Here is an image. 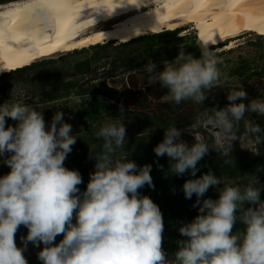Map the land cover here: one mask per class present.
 I'll return each mask as SVG.
<instances>
[{"label":"clouds","instance_id":"9594fccd","mask_svg":"<svg viewBox=\"0 0 264 264\" xmlns=\"http://www.w3.org/2000/svg\"><path fill=\"white\" fill-rule=\"evenodd\" d=\"M160 63L163 66L158 69L148 59L143 71L150 83L167 90L166 101L202 105L212 88L227 86L220 61L207 42L199 57L181 50L172 60ZM23 95L21 91L0 103V161L10 169L0 176V264H28L23 253L29 244L39 248L41 264H264V185L258 177L248 175L238 183L211 171L196 176L198 162L210 147L232 166V141L238 140L241 122L255 145L260 143L264 127L248 116H264V96L245 103L242 86L228 87L229 103L201 112L196 125L217 132L211 146L203 136L194 137L189 145L180 139L184 130L174 124L164 128L163 139L153 151L169 158V173L191 175L182 184V192L186 199L195 195L197 209L191 221L180 223L183 239L176 241L177 248L169 255L162 248L161 210L139 191L145 185L154 187L151 165L138 166L127 159L128 152L117 155L127 142L123 106L118 116L105 114L106 119L96 126L95 136L102 143L89 145L94 170L81 190L80 172L64 165L79 135L73 134L60 110L46 124L43 107L24 102ZM71 100L75 105L82 103L79 96ZM6 118L15 125L6 126ZM210 187L218 193L215 199L205 198ZM21 225L27 234L21 237L22 247H17L14 237ZM57 236H62L58 242Z\"/></svg>","mask_w":264,"mask_h":264},{"label":"trees","instance_id":"16d2710c","mask_svg":"<svg viewBox=\"0 0 264 264\" xmlns=\"http://www.w3.org/2000/svg\"><path fill=\"white\" fill-rule=\"evenodd\" d=\"M176 31H178V29L163 32L160 31L150 35H142L130 42L120 44L121 52L126 51L125 49L128 47L130 48V51L127 53L128 58L125 64L122 62L123 57L122 55L120 56V54L118 59L111 62L112 73L116 74L117 68L121 65H123L122 67L125 70L138 69V67H142L148 59L156 62L157 66L160 65V67H162L163 65L160 61L163 59L172 60V57L176 56L178 53L177 50H175L177 47L175 44L184 39V36L171 38V35L176 33ZM109 44H111V42L93 46L96 50L95 53L88 58L78 61L75 65V71L77 73L88 74L92 69H94L93 63L98 62V60L104 57V51L109 47ZM202 46L203 44L198 41L196 45H189L186 50L192 51L196 47L201 48ZM207 47L216 48L218 46L207 45ZM168 48L173 49V52L169 53ZM164 49L166 53L162 54ZM77 51L78 50H75L74 52L78 53ZM198 54L199 53H197V55ZM50 61L51 60H44L37 63L34 62L28 66L5 72L0 75V83L2 82L1 78L3 77H7L8 79L13 78L15 75L19 77L22 73H28L38 66ZM249 70L250 66L248 62L242 60V62L233 69V72L238 75H243ZM263 71L264 68L256 71L255 73L261 74ZM87 83L78 82V80H64V78H61L48 83L44 87L41 94L44 101H53L60 98L70 97L72 93L70 91H73L76 88V92H74V94L82 98V103L80 105H76L79 108L75 112V115L79 119L83 120V123L87 126V132H89V135L86 139H83V137L76 139V143L72 146L71 153L68 154L66 160L64 161L65 167L69 169H76L80 172L83 183H81L78 187L81 190H84L86 187L89 180V174L94 170L95 161L89 157V145H100L102 143L101 140L96 138V131H94V127L97 130L96 126L98 123L106 119V115L116 117L120 114V106L106 100L107 97H112L113 92H111V89L105 83H100L99 85ZM164 91V93H167L166 89ZM183 102L184 101L180 104H175L166 101L165 103L168 105L170 113L172 115H176L174 111L177 110ZM227 103L229 102L207 96L203 105L204 110L209 111L212 107L222 108ZM141 104H144V102H141ZM125 113L126 110L124 114ZM248 118H254V120L259 124H264V116L249 114ZM134 120L138 123V126L135 128L128 127L126 119L123 121L127 136V142L124 146L125 150H123V152L124 154L128 152L127 159L134 161L138 166H143L145 164L151 165L150 175L152 177L154 187L145 185L139 191L142 195L149 196L160 208L164 223L162 248L166 253L171 255V253H173L177 248L176 241L183 239L178 231L180 223L182 221H191V219L197 214V209L193 207L196 200L195 195H193L191 199H186L182 192V184L186 179H190L192 177L188 172L182 176L169 173V158L166 155L158 157L153 151L154 146L163 139L164 128L166 129L170 123L176 121L171 115H167L166 119L163 120L161 117L153 118L143 113L135 117ZM188 124H190V121L187 122V125ZM239 127L240 128L238 129L237 134H240L245 130L243 122L240 123ZM144 129L149 130L148 133L140 134L139 132ZM262 140L264 141V138H262L261 141ZM192 143H194V140ZM258 147L261 148L259 144ZM119 152L120 151L118 150L117 154ZM231 156L233 164L229 167L224 163L220 153L210 147L208 153L198 162V171L196 176H200L211 171L221 178L236 177L233 181L239 183L243 182L246 176L252 175L258 177L260 185H264V158L262 157L261 152L257 155H253L252 152H243L238 148H231ZM9 171V167L0 161V176L8 173ZM217 195L218 193L216 189L214 187H210L205 193V198L215 199ZM261 198L264 199V189L261 191ZM236 227L239 228L241 225L237 224ZM26 234L27 228L21 225L14 238L16 241L21 242V237L26 236ZM61 238L62 236H57L56 241L58 242ZM27 261L28 264H41L37 256H32Z\"/></svg>","mask_w":264,"mask_h":264},{"label":"bare ground","instance_id":"6f19581e","mask_svg":"<svg viewBox=\"0 0 264 264\" xmlns=\"http://www.w3.org/2000/svg\"><path fill=\"white\" fill-rule=\"evenodd\" d=\"M42 3L43 8L33 9ZM9 0L0 3V75L33 61L178 26L228 49L239 34L264 32V0ZM193 24V25H191ZM181 29V28H180ZM177 30V29H176ZM179 30V29H178ZM207 44V45H211Z\"/></svg>","mask_w":264,"mask_h":264},{"label":"rangeland","instance_id":"374dc122","mask_svg":"<svg viewBox=\"0 0 264 264\" xmlns=\"http://www.w3.org/2000/svg\"><path fill=\"white\" fill-rule=\"evenodd\" d=\"M1 3H5V2H1ZM177 28L178 29L181 28V29L179 32L171 35L172 36L171 38H178L184 36V39H182V41L175 44L177 46L175 50H177V52L183 50L185 53H190L194 57H199L201 55V48L196 47L192 51L186 49L191 44L196 45L198 41H200L201 44L204 45V43L207 42L205 38L200 35H197L196 29L189 30L186 33L182 34L181 30L184 28H188V26L182 25V26H178ZM167 30L168 29L164 28V30L162 31H167ZM152 33H156V32L150 31L147 34H142V35H150ZM225 42H222V44ZM122 43L123 42L120 41L111 42V44H109V47L104 51V57L98 60V62L93 63L94 69H92L88 74L77 73L75 71V65L78 61L88 58L93 53H95L96 50L92 45L79 49H74L69 52L66 51V52L56 53L44 57L42 59L33 61L37 63L44 60H51L50 62L42 64L28 73H22L21 76L19 77L15 75L13 78H9V79L7 77L1 78L2 82L0 83V92H1L0 103L15 98L17 94L22 91L24 95L21 98L24 100V102L36 108L43 107L40 110L42 111L43 118L46 124L51 120L55 111L60 110L65 114L64 121L72 125L73 134L76 133L77 135H79L77 136V139H79L80 137L86 139L87 136L89 135V132H87V126L85 125V123H83L82 119L76 117L75 112L77 111L76 109L77 106L74 103H72L71 100L73 96H76L74 94V92H76V88L73 91H70L72 92L70 97L60 98L53 101H44L43 98L41 97V94L44 90V87L48 83L54 82L61 78H64V80H72V81L78 80V82H86V83L88 82L87 84L99 85L100 83L106 84L107 78L111 76H124L127 73L132 72V71L127 72L128 70L123 69L122 67L123 65H121L119 68H117L116 74L112 73L111 62L113 60L118 59L119 54L120 56L122 55L123 57L122 62L124 64L127 61L128 58L127 53L130 51V48L128 47L125 49L126 51L121 52L120 44ZM207 44H211V43L207 42ZM222 44L218 45V47L216 48H208V49L212 53H214L216 58L220 61L218 67L222 74V79H224L227 82V86L230 89L233 87L242 86L247 93V98L244 99L245 103H247L249 99H253L258 96H264V71L261 74L255 73L256 71L264 68V32L261 31L260 29L251 28L237 36L234 46L226 49L223 47ZM93 45L95 46L97 44H93ZM75 50H78L77 51L78 53H75L74 52ZM168 52L169 53L173 52V49L168 48ZM165 53L166 52L164 49L162 51V54ZM197 53L199 54L197 55ZM174 57H172V59ZM242 60L248 62L250 66V70L243 75H238L233 72V69L237 67L242 62ZM159 68L162 67L158 65V69ZM138 69L137 71H135L137 73L136 77L141 79V81L145 83L146 73L143 71V65L142 67H138ZM147 81H148L147 84L151 86V88L153 87V92H147L148 100L143 105L139 103V100L142 98L138 92H128L124 90H122V92H119L118 90L122 86L109 87L114 92L112 97L111 98L107 97L106 100L112 103H116L118 106L122 105L123 108H125L126 113L124 114V116L125 119L127 120L128 127L130 128L137 127L138 123L134 120V118L143 113H145L149 117H153V118L161 117V119L167 115H171L172 117H174L179 121L195 120L193 125L186 128L184 127L185 124H174L176 128L184 130L182 131L180 139L190 144L194 140V137L200 135L205 137L206 141L209 143L210 146L214 144L216 138L214 133L210 130L206 131L207 132L206 133L200 130L199 127L196 125V120L198 115L201 112L205 111L203 104L196 105L190 100L184 101L183 104L177 110L174 111L176 115H172L169 112L168 105L165 103L166 102L165 96L167 95V93L162 92L165 89L162 88L159 84L150 83L149 76L147 78ZM227 86L214 87L210 90L207 96H209L210 98H218L227 101L226 98V93L228 91ZM65 104H67L69 107ZM7 125H15V121L6 118V126ZM260 126L264 127V124L262 123L260 124ZM94 131H96L95 127H94ZM148 131L149 130L144 129L139 133L146 134L148 133ZM236 135L238 137V140L232 141V148L234 149L238 148L243 152H252L253 155H257L255 153L260 149V151L258 152H261L262 157L264 158L263 156L264 143L260 146L261 148H258V146L255 145L254 143V139L249 134L246 133V130L242 131V133L240 134L236 133ZM209 136H211L212 138L211 140H209ZM122 154H124V152L120 151L117 155L119 156ZM235 178L236 177L233 178L224 177L222 179L233 181ZM15 243L17 247H22L21 242L15 240ZM41 247H43V245H41ZM38 251L39 248L29 244L27 250L23 253V255L25 256V259L28 260L32 256H37Z\"/></svg>","mask_w":264,"mask_h":264},{"label":"flooded vegetation","instance_id":"af4514ba","mask_svg":"<svg viewBox=\"0 0 264 264\" xmlns=\"http://www.w3.org/2000/svg\"><path fill=\"white\" fill-rule=\"evenodd\" d=\"M6 1H9V0H0V3L1 2H6ZM180 31V29L178 30V31H176V33L177 32H179ZM223 45V44H222ZM139 70V69H138ZM129 71H137V69H134V70H128L127 72H129ZM146 75V82L145 83H143L142 81H141V79H139V78H137L136 77V80H135V82H133V85H135V87H133V88H130L128 85H127V83L125 82V80L123 79L122 80V82L120 83L121 85L120 86H122L121 88H119V92H122V90H124V91H128V92H138L140 95H141V98L142 99H140L139 100V103L141 104V102H144V103H146V101L148 100V94H147V92H153V87L151 88V86H149L147 83H148V81H147V78H148V75L147 74H145ZM123 78L125 77V75L124 76H122ZM138 80V81H137ZM111 92H114L112 89H111ZM162 92H165V91H162ZM150 95H151V93H150ZM143 105V104H142ZM125 109V108H124ZM169 112H170V109H169ZM174 118V117H173ZM163 120H165L166 119V116L165 117H163L162 118ZM175 119V118H174ZM176 121L175 122H173V123H170L169 124V126L170 125H172V124H185V128L186 127H190L191 125H193L194 124V121H190V120H187V121H179V120H177V119H175ZM188 121H190V124H188L187 125V122ZM199 129L200 130H202V131H204V132H206V131H208L209 129H205V128H203V127H199ZM207 133V132H206ZM200 136V135H199ZM212 138H211V136H209V140H211ZM264 143V141L262 140V141H260V143H259V145L261 146L262 144ZM258 146V145H257ZM259 148V147H258ZM259 151V150H258ZM259 152H256L255 154H258Z\"/></svg>","mask_w":264,"mask_h":264},{"label":"water","instance_id":"95a60500","mask_svg":"<svg viewBox=\"0 0 264 264\" xmlns=\"http://www.w3.org/2000/svg\"><path fill=\"white\" fill-rule=\"evenodd\" d=\"M136 76H137V73L134 72V71H132L130 73H127L124 78L122 76H111V77L107 78L106 84L108 85V87H120V85H121L120 83L124 79L125 82L127 83V85L130 88H133V87H135V85H133V82H135ZM208 129L210 131H212L215 136L217 135L216 131H214V130H212L210 128H208Z\"/></svg>","mask_w":264,"mask_h":264},{"label":"snow or ice","instance_id":"6c2138e0","mask_svg":"<svg viewBox=\"0 0 264 264\" xmlns=\"http://www.w3.org/2000/svg\"><path fill=\"white\" fill-rule=\"evenodd\" d=\"M44 7V5L42 4V3H40V4H36V5H33V9L34 10H38V9H40V8H43Z\"/></svg>","mask_w":264,"mask_h":264}]
</instances>
